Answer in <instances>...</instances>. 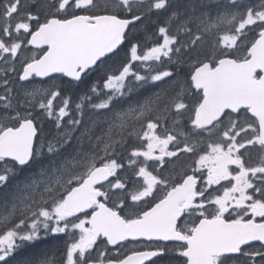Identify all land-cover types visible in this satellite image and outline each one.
I'll return each mask as SVG.
<instances>
[{"label":"snow or ice","instance_id":"1","mask_svg":"<svg viewBox=\"0 0 264 264\" xmlns=\"http://www.w3.org/2000/svg\"><path fill=\"white\" fill-rule=\"evenodd\" d=\"M22 172L0 264L55 234L33 264H264V0H0V188Z\"/></svg>","mask_w":264,"mask_h":264},{"label":"trees","instance_id":"2","mask_svg":"<svg viewBox=\"0 0 264 264\" xmlns=\"http://www.w3.org/2000/svg\"><path fill=\"white\" fill-rule=\"evenodd\" d=\"M168 13H161L159 16H153L150 21H146L144 24V29L149 25L151 28V34L148 33H140V30L137 29L135 33V39L137 41H140L141 43H144L146 41L151 42L156 39V28L158 25H163L165 21L167 20ZM172 31H175V24L172 25ZM183 38V37H182ZM122 59H119L116 64H120V62L123 60L124 53L121 52ZM202 58V57H201ZM184 66V73L185 77L188 75L189 67L187 64L182 65ZM61 89H63V94L65 95H71L73 101H77L78 96L85 90L86 85H81L79 88H71L67 84L60 85ZM140 95V94H138ZM138 95L132 98V100H139ZM132 102V101H129ZM49 129L52 127L51 124H48L47 126ZM27 175V172L20 173L17 177H15L14 180L10 181L8 186L5 188H0V200H3L5 197L9 196L11 194V186L14 185V182H18ZM68 241H66L63 238L55 237L53 235H48L47 237L41 239L40 241H37L35 243H30L25 246H22L20 249L17 250L16 253H14L13 257L11 258V264H33V261L36 259L42 257L44 254H47L49 256L55 254L57 257H59L65 248V245Z\"/></svg>","mask_w":264,"mask_h":264},{"label":"flooded vegetation","instance_id":"3","mask_svg":"<svg viewBox=\"0 0 264 264\" xmlns=\"http://www.w3.org/2000/svg\"><path fill=\"white\" fill-rule=\"evenodd\" d=\"M138 28H140V33H148L151 31V28L149 27V25L144 29L143 25H138ZM137 28V29H138ZM33 51H36L35 49H33ZM25 55H31V52H25ZM119 59H122V55L120 54V56L118 57H115L113 60L111 61H108V67L110 68H113L116 66V62L119 61ZM17 67H19V65H17ZM184 66L181 67L179 66L178 69H174L176 71V78L178 79H181V80H184V79H187L188 75L185 77V73H184ZM187 72H190V68L188 69ZM99 74H102L99 73ZM99 74H93L89 80V83H91L92 81H95L97 78H98V75ZM189 74V73H188ZM66 80V78H64ZM46 81V83H42L40 80H38L37 78L35 79L34 81V84L33 86L34 87H49V86H52V85H56L59 87L61 83V79L58 77L55 81H52V80H44ZM68 85V84H67ZM70 86V85H68ZM170 86V84H159L157 88H154L153 91H158L160 90L161 88H168ZM71 88H74L73 86H70ZM169 127L171 128V125H169ZM171 147V146H170ZM188 157L187 156H184L182 155L180 157L179 160L176 161V164L175 165H172V164H169L167 166L168 170H172L173 168H175L177 171H179L180 167L183 166V164L185 162L188 161ZM234 167V166H233ZM259 219V218H258ZM55 237H59V238H63L65 239L66 241H68V236L66 234H55L53 235ZM41 240V239H40ZM40 240H37V241H40ZM35 243V242H34ZM151 242H147V241H144V242H130V243H127V249H125V251H128L130 252L133 248H137L138 250H148L145 246L150 244ZM33 244V243H32ZM155 259V258H154ZM146 264H151V262H146Z\"/></svg>","mask_w":264,"mask_h":264},{"label":"rangeland","instance_id":"4","mask_svg":"<svg viewBox=\"0 0 264 264\" xmlns=\"http://www.w3.org/2000/svg\"><path fill=\"white\" fill-rule=\"evenodd\" d=\"M258 2H259V0H257ZM151 92H153V90H148V91H146L145 93H142L140 96H139V99H142L144 96H147V95H149V94H151ZM23 180V179H22ZM21 181V180H20ZM19 182V181H18ZM18 182H14V185L16 184V183H18ZM14 185L13 186H11V189H10V191L12 190V188L14 187Z\"/></svg>","mask_w":264,"mask_h":264},{"label":"water","instance_id":"5","mask_svg":"<svg viewBox=\"0 0 264 264\" xmlns=\"http://www.w3.org/2000/svg\"><path fill=\"white\" fill-rule=\"evenodd\" d=\"M37 79L42 80V78H37ZM45 79H48V78H43V80H45ZM110 247H111V246H110Z\"/></svg>","mask_w":264,"mask_h":264},{"label":"bare ground","instance_id":"6","mask_svg":"<svg viewBox=\"0 0 264 264\" xmlns=\"http://www.w3.org/2000/svg\"><path fill=\"white\" fill-rule=\"evenodd\" d=\"M150 95V94H149Z\"/></svg>","mask_w":264,"mask_h":264}]
</instances>
